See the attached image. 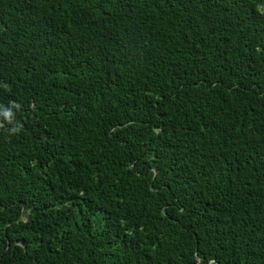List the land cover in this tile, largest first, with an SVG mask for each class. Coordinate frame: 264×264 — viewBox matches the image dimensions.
<instances>
[{
  "label": "trees",
  "instance_id": "trees-1",
  "mask_svg": "<svg viewBox=\"0 0 264 264\" xmlns=\"http://www.w3.org/2000/svg\"><path fill=\"white\" fill-rule=\"evenodd\" d=\"M0 264H264V0H0Z\"/></svg>",
  "mask_w": 264,
  "mask_h": 264
}]
</instances>
